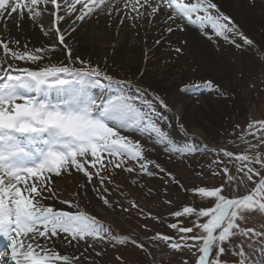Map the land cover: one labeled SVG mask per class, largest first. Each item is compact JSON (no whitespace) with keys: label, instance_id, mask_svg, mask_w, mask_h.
<instances>
[{"label":"snow or ice","instance_id":"obj_1","mask_svg":"<svg viewBox=\"0 0 264 264\" xmlns=\"http://www.w3.org/2000/svg\"><path fill=\"white\" fill-rule=\"evenodd\" d=\"M93 15L108 16L120 25L130 21L133 29L155 27L160 20L162 30L153 38L157 46L165 41V33L185 32L190 27L209 40L215 37L235 43L234 38L239 37L249 45L253 43L232 17L221 11L216 0H0V22L5 29V34L0 35V237L9 241L13 264H80V257L61 254L50 244L61 234L66 243L76 242L77 246L81 241L102 242L112 236L111 243H131L150 254L143 242L127 235L115 236L101 219L81 210L79 191L72 193L75 199L60 198L53 176L72 170L82 173L87 180L79 188L86 192L91 184L98 199L109 208L116 206L110 198L114 190L108 187L116 182L113 172L118 169L131 175L137 169L129 167L130 162L138 164L141 174L153 176L151 169L156 168L164 177L179 183L156 161L147 158L140 141L123 134L151 131L159 137L157 144L164 142L163 133L149 116L151 113L160 117L154 102L168 108L159 95L136 87L137 95L130 96L124 91V82L115 81L85 61H80L86 65L81 68L69 64L41 67L38 62L56 50L55 43L29 48L27 42L21 45L18 39L5 38L10 35V21L27 17L39 23L45 35L54 36L59 45L67 48L70 31L63 24L70 21V30L75 31L77 22ZM45 16L50 29L44 27ZM175 51L182 49L176 47ZM67 55L71 63L70 48ZM10 61L36 64L37 68H13ZM114 84L121 86V95L113 99L105 101L92 93L94 88ZM203 86L212 88L213 82L205 81ZM127 87L130 90L133 86L129 82ZM188 90L189 86L181 89ZM245 137H252L256 143ZM237 139L245 145L243 149L212 150L217 153L210 162L212 175L221 176L222 183L191 189L212 206H183L171 212L175 222L169 223L168 228L179 235L157 232L149 240L164 242L176 251L187 249L195 256L194 264H224L225 253L236 258L235 264H264V224H250L257 214L264 218V119L250 121ZM165 148L174 153L180 151L171 145ZM232 162L239 177L228 168ZM228 186H234L236 193L226 194ZM241 186L247 190L245 193L238 191ZM53 198L75 211L56 210L42 202ZM119 206L124 211L139 207L135 201L129 208L122 203ZM181 218H190L191 226L183 225ZM116 259L122 261L121 257Z\"/></svg>","mask_w":264,"mask_h":264},{"label":"rangeland","instance_id":"obj_2","mask_svg":"<svg viewBox=\"0 0 264 264\" xmlns=\"http://www.w3.org/2000/svg\"><path fill=\"white\" fill-rule=\"evenodd\" d=\"M243 3H238L240 8L238 13H235L234 9L231 11L229 8H223L221 4L219 6L221 11L232 17L244 36L253 41L251 45L239 37L234 38L235 43H228L222 38L215 37L209 40L205 35L194 30L199 34L197 36L202 43L196 42L192 45L193 49L189 44L186 47L183 45L185 39L183 43L180 39L181 42L173 40L172 43L165 44L169 39L167 33H165V41L157 46L153 38L160 35L162 30L160 21L157 20L159 24L157 23L155 27L145 25L141 29H133L129 24L126 33L123 30L124 24L120 25L118 21L113 28L109 22L88 27L80 33L81 36L86 34L85 41H90L96 46V55L86 54V51L78 48L73 51L74 44L79 47L84 45L83 41L79 40L81 37L76 38L74 43L66 39L67 48L71 49V63L68 60L67 48L59 45L54 36L45 35L39 23H33L27 17L22 20L16 17L9 23L10 35H6V39L15 38L21 45L27 42L29 48H36L45 47L41 39L43 36L48 46L54 43L57 45L50 56L38 62L39 66L69 64L71 67L81 68L86 65L81 64L80 61H85L87 65L100 68L115 81L124 82V91L128 95H137L136 87L147 89L148 93L159 95L168 106L165 109L154 102L160 117L149 113L150 118L163 133V143L157 144L155 141L159 137L151 131L123 134L140 141L147 158L156 161L179 183L172 181L170 177H164L156 168L151 169L153 176L141 174L138 164L130 162L128 166H135L137 169L131 175L118 169L113 172L116 182L109 184L108 187L114 190L110 193V198L116 202V206L109 208L98 199L91 184L88 185L86 192L85 189L79 188V185L85 184L87 180L82 173L72 170L62 176L52 177L56 188L61 178L67 179L69 186L71 185L69 194L57 188L60 198L64 196L65 199H75L72 193L79 191L81 210L101 219L115 236L127 235L143 242L147 253L150 254H146L144 250L133 244L127 246L119 245L117 242L113 243L115 247L106 242L114 239L112 236L102 242L81 241L78 246L76 242H72L68 245L67 252H64L65 246H61L63 253L80 257V264H185V262L194 264L195 256L187 249L172 250L164 242H153L148 237L157 232L178 236L179 233L168 228V224L175 222L170 213L183 206H212L209 200L201 201L191 191L193 187L219 186L222 183L221 176L212 175L210 162L217 155L212 150L243 149L245 145L237 139L240 130L250 121L264 119V0H244ZM244 5L256 10L257 15H253L255 17L253 21L246 19L242 24L241 12L247 13ZM42 19L44 27L50 29L48 17ZM16 20H19V26ZM208 31L211 33V29ZM2 34H5V29L0 22V35ZM125 43L128 44L129 50L124 61V57L119 58L117 50ZM237 44L239 47L236 46ZM176 47H180L182 51L177 53ZM133 55L136 59H131ZM10 63L13 64V68L28 67L32 70L37 68L36 64L24 61H10ZM209 80L213 82V87H204V82ZM102 82L107 83V81ZM129 82L133 86L130 90L127 87ZM194 85H200L199 91L204 94V98L197 101V96L192 94L185 109V113L188 111L189 114H185L181 111L183 102L188 98L181 89L185 86L192 88ZM92 93L97 98L102 96L107 101L121 95V86L114 84L111 87L94 88ZM147 98L152 99V96L148 95ZM135 103L143 111H148L139 101ZM245 139L256 143L252 137ZM165 145H171L180 151L175 153L168 151ZM189 148H194L196 151L189 152ZM234 163H229L228 168L234 176L239 177L240 174L235 171ZM165 178L169 180L167 185ZM223 182L226 184V179ZM236 191L234 186L225 187V193L228 195L235 194ZM238 191L245 193L247 190L241 186ZM128 198L140 207L132 208L129 214L124 215V210L119 204L122 203L125 207L123 202ZM169 200L170 204L165 203ZM42 202L56 210L75 211L74 208L62 204L58 198L45 199ZM129 206L128 204V208ZM149 214L160 219L150 218ZM181 223L191 226V219L181 218ZM250 224L255 226L264 224V218L257 214ZM144 225L148 226L147 229L143 227ZM61 237L66 243L63 234ZM96 253L101 255L97 256ZM117 257H121L122 261H118ZM222 259L224 264H235L236 258L232 254L225 253Z\"/></svg>","mask_w":264,"mask_h":264},{"label":"bare ground","instance_id":"obj_3","mask_svg":"<svg viewBox=\"0 0 264 264\" xmlns=\"http://www.w3.org/2000/svg\"><path fill=\"white\" fill-rule=\"evenodd\" d=\"M243 1L244 0H217L218 4H221V6L223 8L224 7L229 8V10H231V11L234 9L235 13L236 12L238 13L240 11L239 10L240 8H238V3L244 4ZM243 7H244V9H246L247 13H244V11L241 12V23L245 22L246 19L247 20L250 19V21H253V19L255 18L254 16L257 15V11L253 10L251 8H247L246 5H244ZM250 13H252V15ZM113 15H116V14L114 13ZM105 21H107V22H105ZM158 21H160V20H158ZM109 22H111L112 28H113L114 25H116V23H118V21L113 23L112 19H110L108 16H105V15H101V16L93 15V16H90V17L86 18L85 21H83V22H77L75 31H71L70 30V24H71L70 21L68 23L63 24V28L69 29V31H70V34L66 37V39H70L74 43L76 38L81 37L79 40L83 41V43H84V45H82V47H79V46L74 44V46L72 47L73 51H76L77 48H78L81 51H86L87 52L86 54L96 55L97 54L96 53L97 52L96 46H93V43L90 42V41H85V35L86 34L81 36L80 33H82L83 31L87 30L88 27L90 28V27H93L94 25H97V24H99V25L103 24L104 25V24L109 23ZM9 23H11V21ZM9 23H8V25H9ZM125 24L123 25V30H125V33H126V31L128 30L127 28L130 27L129 24H131V22L129 21V22H126ZM167 35L169 36V39H167V42H165V44L168 43V42L172 43L173 40H175L176 42L177 41L181 42L180 39H182V43H183V41L185 39V42L183 43V45L186 47L187 44H189L192 47V49H193L194 46H192V45L196 44V42L202 43V41L197 36L199 34H196L195 31L193 29H190V28L187 31H185V32L175 31L172 34H167ZM41 39L44 42L45 46H48V42H47L46 38L42 36ZM153 42H154V39H153ZM127 50H129L128 44L127 43L121 44L120 48H118V50H117V53H118V56H119L120 59L124 57L123 60L124 61L126 60V52H127ZM199 57H200V55H199ZM131 59H136V56L135 55L131 56ZM192 94H195L197 96L196 97L197 101H201L204 98V94L201 91H199V87H195V85H194L192 88H189L188 91H185V97L188 98V99L183 102V106H182V111L181 112L185 113V109H186L187 105L189 104V98L191 97ZM186 112L189 114L188 111H186ZM187 113H185V114H187ZM57 188L60 189L61 192H64L66 194H69V192H71V190H70L71 185L69 186V184L67 182V179H65V178H61L60 179V182L57 185ZM62 198L65 199L64 196H62ZM50 244L54 245L55 248L61 254H67V253H63L61 251V246L59 245L58 241L55 238L52 239ZM64 245L65 244H63L62 246H64ZM67 248L68 247L65 246L64 252H67ZM4 257H7V261L5 259L6 264H13V261L11 260V257L8 254H5ZM0 264H5V263L3 261H1Z\"/></svg>","mask_w":264,"mask_h":264}]
</instances>
